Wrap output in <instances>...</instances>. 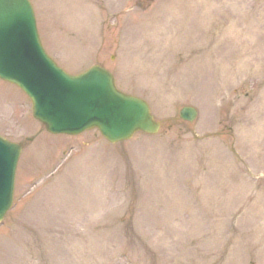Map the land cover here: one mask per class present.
I'll return each instance as SVG.
<instances>
[{"label": "rangeland", "instance_id": "rangeland-1", "mask_svg": "<svg viewBox=\"0 0 264 264\" xmlns=\"http://www.w3.org/2000/svg\"><path fill=\"white\" fill-rule=\"evenodd\" d=\"M31 2L63 70L103 65L161 126L52 134L0 80V134L23 143L0 264H264V0Z\"/></svg>", "mask_w": 264, "mask_h": 264}, {"label": "water", "instance_id": "water-1", "mask_svg": "<svg viewBox=\"0 0 264 264\" xmlns=\"http://www.w3.org/2000/svg\"><path fill=\"white\" fill-rule=\"evenodd\" d=\"M0 78L15 83L31 98L33 116L51 133L76 134L97 128L110 142L135 132L155 133L148 103L117 89L113 75L100 65L71 75L45 53L29 0H0ZM197 111L184 106L183 120ZM21 145L0 136V221L12 204Z\"/></svg>", "mask_w": 264, "mask_h": 264}]
</instances>
